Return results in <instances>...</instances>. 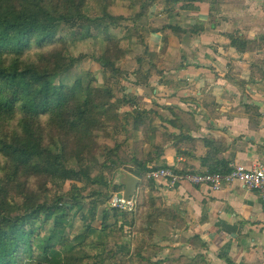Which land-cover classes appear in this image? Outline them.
Listing matches in <instances>:
<instances>
[{
    "label": "trees",
    "instance_id": "16d2710c",
    "mask_svg": "<svg viewBox=\"0 0 264 264\" xmlns=\"http://www.w3.org/2000/svg\"><path fill=\"white\" fill-rule=\"evenodd\" d=\"M204 1L0 0V264H122L127 256L131 264H206L201 256H176L180 246L161 257L155 225L183 224L153 196L148 174L178 136L160 129L163 116L137 99L139 89L156 92L154 78L184 60L169 39L188 32L151 26V9L193 11ZM156 34L159 53L147 42ZM135 39L144 51L127 72L121 64ZM86 41L94 45V66L71 82L68 75L87 59L78 52ZM230 45L243 55L261 48L241 37ZM229 170L217 164L197 174ZM124 174L149 194L130 213L107 207L113 192L125 191L117 178ZM60 182H72L66 196L53 192ZM128 226L131 242H124ZM187 243L202 247L197 238Z\"/></svg>",
    "mask_w": 264,
    "mask_h": 264
},
{
    "label": "crops",
    "instance_id": "0c3cea01",
    "mask_svg": "<svg viewBox=\"0 0 264 264\" xmlns=\"http://www.w3.org/2000/svg\"><path fill=\"white\" fill-rule=\"evenodd\" d=\"M195 6L193 11L176 7L171 14L154 7L148 18L159 29L188 32L169 39L184 56L180 69L155 79L156 92L142 89L137 97L141 108L154 106L163 116L160 129L163 125L178 136L157 167L204 173L217 164L263 165L264 0H205ZM238 37L261 45L260 50L239 53L230 45ZM150 42L159 45L161 35H151ZM118 179L126 184L130 178ZM139 185L131 197L138 203L139 191L149 196ZM153 196L182 221V255L201 256L206 264H264V204L256 194L238 186L223 192L189 184L170 188L160 181L154 182ZM193 238L201 248L187 243Z\"/></svg>",
    "mask_w": 264,
    "mask_h": 264
},
{
    "label": "built area",
    "instance_id": "2783aa9c",
    "mask_svg": "<svg viewBox=\"0 0 264 264\" xmlns=\"http://www.w3.org/2000/svg\"><path fill=\"white\" fill-rule=\"evenodd\" d=\"M148 178L154 182H167L170 188H178L183 184L193 187H208L213 192H223L238 186L247 192L254 193L264 204V164L247 168L238 163H232L228 173L225 174H197L195 172H179L173 168H159L149 172ZM62 206V205H61ZM256 203H249L250 208H255ZM107 207L111 210L130 213L136 210L137 202L127 198L125 191L113 192ZM256 225V220H251Z\"/></svg>",
    "mask_w": 264,
    "mask_h": 264
},
{
    "label": "rangeland",
    "instance_id": "374dc122",
    "mask_svg": "<svg viewBox=\"0 0 264 264\" xmlns=\"http://www.w3.org/2000/svg\"><path fill=\"white\" fill-rule=\"evenodd\" d=\"M150 24H151V22H150ZM62 33H67V31L64 30V31H62ZM139 42L140 41H138L136 39L134 41H132L133 45L130 47V49L127 52L128 57L121 64L122 68L124 70H127V72L133 70V68L135 66L136 55H138L144 51L143 47L140 45ZM147 42L151 46L159 47V49H158V53H159L160 48L162 47V43H160L159 45L151 43L150 38L147 39ZM81 51H83L84 55L87 56V59H86V61H84L83 63H81L80 65H78L76 67V69L73 71L74 72L73 74L68 75V78L71 80V82H73L75 80V78L78 77L79 75L86 73L89 69H92L94 66V61L91 58V56L94 52L93 42L86 41V42L80 43L78 46V52H81ZM72 53H73V55H76L77 50L72 49ZM101 76H102V73L99 72L97 74V79L100 82H101ZM66 81H67V79H65V82ZM154 82H155V78H154ZM125 86L129 88V90H130L129 92H134L136 90L130 83H125ZM143 89H147V88H143ZM139 91H141V89H139ZM141 104H142V102H141ZM152 108H154V106ZM125 111H127V109H124L120 112L121 117H123V114ZM124 171L127 172L128 174H130L127 170H124ZM128 177L130 178L129 175H128ZM117 178H119V176ZM71 184H72V182H67L66 184L61 183L60 188H57L54 186V187H52L53 192L57 191L59 194L66 196L68 194V192L70 191ZM139 192L140 193L138 195V199H139V202L141 204L145 201L146 194L144 192H141V191H139ZM68 199H69L68 197H65V200H68ZM175 224L176 223L173 221L165 220V221H161L157 225H155V228L157 229L156 244L159 245L160 247L165 248L164 252L161 254L162 258H164L166 256L168 257L169 250L171 248H177L183 244V234L180 232L181 229L179 230L176 228ZM125 231H126V233L124 232L122 241L131 242L132 231L129 230V226L126 227ZM110 248H113V245H110ZM119 248L126 250L127 253L129 252V254L132 253V247L130 248V250L127 247H124L122 245ZM181 254H183L182 251H180L179 253H177L175 255L179 256ZM126 258L127 259L124 260V262L122 264H131L129 256H127ZM157 260H159V259L157 258Z\"/></svg>",
    "mask_w": 264,
    "mask_h": 264
},
{
    "label": "water",
    "instance_id": "95a60500",
    "mask_svg": "<svg viewBox=\"0 0 264 264\" xmlns=\"http://www.w3.org/2000/svg\"><path fill=\"white\" fill-rule=\"evenodd\" d=\"M139 183H140V181L137 178L130 177L128 182L125 184V186H126L125 194H126L127 198L130 199L134 195L135 191L138 188Z\"/></svg>",
    "mask_w": 264,
    "mask_h": 264
}]
</instances>
